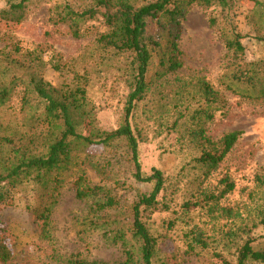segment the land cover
Returning a JSON list of instances; mask_svg holds the SVG:
<instances>
[{"label":"rangeland","instance_id":"374dc122","mask_svg":"<svg viewBox=\"0 0 264 264\" xmlns=\"http://www.w3.org/2000/svg\"><path fill=\"white\" fill-rule=\"evenodd\" d=\"M227 2L223 8L179 0L182 15L173 52V22L162 17L147 23L145 37L155 43L148 44L147 89L129 122L138 138L142 174L156 169L165 181L159 198L168 210L142 216L156 239L151 264H235L246 240L256 249L264 245V95L248 98L245 94L256 93L235 78L241 66L264 56V44L256 39L264 36V0ZM92 3L29 0L18 22L2 14L8 0H0V87L9 90V100L0 108V138H12L16 146L31 142L35 152L48 143L49 128L37 121L43 118V106L33 96L23 106L32 78L62 93L85 90L81 110L91 114H76L82 132L88 119L101 131L121 124L130 83L128 56L100 48L98 37L109 31L100 16L79 23L77 38L58 21L63 7L83 12ZM233 34L243 37L242 55L225 48ZM169 56L180 63L175 71L161 65ZM232 132L239 133L238 139L221 163L215 168L196 163L203 150L218 151L221 138ZM7 147H0V154ZM80 174L91 186L109 192L118 205L97 213L92 206L99 197L76 199L72 183ZM225 180L232 191L209 199L225 190ZM151 187L134 180L124 141L77 147L54 205L39 199L32 183L12 189L11 205L0 203V264H65L70 258L124 264V246L139 264V245L129 232L130 206ZM36 204L51 208L48 226L39 213L26 209H37ZM117 234L124 236V245L115 242Z\"/></svg>","mask_w":264,"mask_h":264},{"label":"trees","instance_id":"16d2710c","mask_svg":"<svg viewBox=\"0 0 264 264\" xmlns=\"http://www.w3.org/2000/svg\"><path fill=\"white\" fill-rule=\"evenodd\" d=\"M179 0H93V3L83 12H73L65 6L61 12H57L58 21L65 24L73 37L79 36V23L100 16L109 31L101 34L97 43L103 51H112L116 55L128 56L126 72L130 77L129 92L123 107L122 122L114 130L101 131L93 124V119H88V124L83 132L80 129V122L76 120V114L82 112L83 117L87 114L81 109L85 105V90L76 87L73 90L61 92L48 86L42 80H30L31 88L23 97V106L28 102L26 97L33 96L43 106V118L38 123L45 124L49 128L51 136L42 152H35L31 142L16 146L14 139L0 138V147L8 145L5 155L0 154V203L11 205L12 189L32 183L40 191L41 200L51 201L55 204L59 189L64 181V173L68 170L72 153L77 147L91 148L93 146L109 147L114 142L124 141L129 153L130 163L133 166V178L136 182L150 184L151 190L147 194H140L130 206L129 232L132 239L139 245L138 261L141 264H151L155 254L156 239H154L145 223L142 220L146 211H167L168 206L162 201L159 195L164 191L165 181L162 173L152 169L149 175H143L138 160V138L132 131L129 119L137 102L141 101L146 89V73L150 64L151 54L148 44L154 45V41L146 39L145 30L148 21L158 22L162 17H168L173 22L175 32L170 37L171 52L176 50L178 38L181 8L177 6ZM186 4L200 2L205 6L213 3L226 7L227 0H183ZM252 1V0H250ZM254 1V0H253ZM29 0H8V11L2 12L11 21H21L23 11ZM242 36L233 34L232 38L225 41V48L234 55H242ZM257 41L264 44V36L256 37ZM168 71H175L180 63L172 56L168 57L166 64L161 62ZM167 65V66H166ZM236 75V72L234 73ZM235 78L247 91L255 95L245 94L248 98H259L264 95V56L257 62L241 66L240 75ZM257 91V92H256ZM209 93V88H206ZM9 100V90L0 87V108ZM85 123L81 122V125ZM239 133L232 132L223 136L219 142L218 151L203 150L201 156L195 160L203 167L215 168L225 155L231 150L238 139ZM215 147V146H213ZM225 190L219 196H211L212 201L223 197L227 192L232 191L233 185L227 180L224 181ZM264 187V183L262 184ZM76 199L84 201L90 197H99L92 206L94 212L100 213L113 210L118 201L104 191L103 188L91 186L84 174H80L72 183ZM36 204L37 209H26L30 212L39 213V218L44 226L49 225L51 208L41 207ZM264 228V219L260 221ZM123 235H116L115 242L124 245ZM197 245L203 244L201 240H193ZM193 250L192 245H188ZM124 264H137L134 255L127 246H124ZM139 263V264H140ZM229 264L228 262H223ZM65 264H98L70 258ZM235 264H264V245L256 249L252 246L251 240H246L237 250Z\"/></svg>","mask_w":264,"mask_h":264}]
</instances>
